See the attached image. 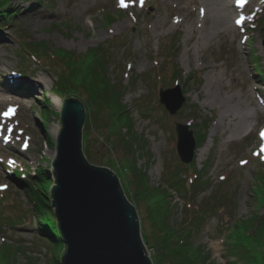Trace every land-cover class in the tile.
I'll return each mask as SVG.
<instances>
[{
  "label": "rangeland",
  "instance_id": "1",
  "mask_svg": "<svg viewBox=\"0 0 264 264\" xmlns=\"http://www.w3.org/2000/svg\"><path fill=\"white\" fill-rule=\"evenodd\" d=\"M198 3H0V36L7 38L0 45V99L10 96L7 104L0 103V219L8 216L19 224L0 222V264H60L65 251L62 240L50 243L38 232L25 190L12 177L15 170L30 176L38 168L52 169L56 158L67 97L54 93L55 81L61 79L60 62L44 56L57 51L80 58V64H97L103 79L122 95L118 103L114 97L111 103L99 105L84 90L71 94L86 110L84 155L91 165L117 175L137 212L143 242L154 246L166 230H159L152 220L159 222L156 209L160 205L163 214H169L164 224L177 231L179 238L195 226L189 243L205 264L234 262L236 256L229 253L234 238L227 237L231 227L256 217L255 213L256 218H264V198L258 200L255 192L257 179L264 173V0H251L246 12H232L234 18L247 19L242 25L235 20L232 31L208 37L196 33L200 23L194 22L196 31H192ZM236 4L242 3L237 0ZM178 19L184 22L172 27ZM21 43L40 50L41 60L24 53ZM174 45L177 50L170 56L168 49ZM11 73L20 78L15 84ZM36 80L40 83L33 90L30 81ZM208 84L212 100L207 99ZM174 87H180L185 102L170 115L159 102L158 92ZM226 109L231 116L224 114ZM177 123L188 126L196 140L208 126L200 141V147L207 144L208 150L203 157L195 155L189 165L182 164L176 152ZM135 168L156 191L137 194V183L143 179ZM158 190L161 195H152ZM147 250L150 259L160 255ZM12 251L9 259L7 253Z\"/></svg>",
  "mask_w": 264,
  "mask_h": 264
},
{
  "label": "water",
  "instance_id": "2",
  "mask_svg": "<svg viewBox=\"0 0 264 264\" xmlns=\"http://www.w3.org/2000/svg\"><path fill=\"white\" fill-rule=\"evenodd\" d=\"M159 102L170 115L184 104L180 87L159 90ZM86 110L79 99L64 102L57 155L52 169L51 207L65 251L60 264H153L143 242L137 212L125 196L117 175L91 165L83 152ZM176 150L190 164L196 139L177 123Z\"/></svg>",
  "mask_w": 264,
  "mask_h": 264
},
{
  "label": "trees",
  "instance_id": "3",
  "mask_svg": "<svg viewBox=\"0 0 264 264\" xmlns=\"http://www.w3.org/2000/svg\"><path fill=\"white\" fill-rule=\"evenodd\" d=\"M3 1L4 0H0V3H3ZM21 47V50L24 53H27L30 58L41 60L42 54L40 50L34 48V45L32 48H29L27 43H21ZM35 50L39 52H36ZM168 50L169 55L171 56L172 53L174 56L177 49L174 45ZM57 52L58 53L52 52V55H48V53H46L44 56L47 59H56L60 62L58 76H60L61 79H56L54 93L59 95L62 92L65 94L64 97L68 98L71 97V94H77L78 90L81 89L84 90L85 93L87 92L90 101H93L95 104L102 105L105 102L107 105L113 100H115V103L120 102L122 95H120L119 89L110 85L105 79H103V77L99 74L100 70L97 64L93 65L87 61H84L83 64H80L77 63L78 60H81L80 58L71 55L69 56V53L62 51ZM75 57L76 59L74 60ZM71 60L74 61L71 62ZM262 79L264 80V78ZM115 89L118 90L115 91ZM115 93L116 96H112ZM119 106H116V109H118ZM48 117L49 115L46 113L44 118L48 119ZM207 127L208 126L204 127V129H202L201 133L198 135L200 138L197 139V147H200L202 144L200 142L201 139L204 141L206 131L208 129ZM48 144L50 145V143ZM129 146L130 145H128V147ZM134 165H132V170ZM135 172L138 177L143 179V181L137 183V188H139L137 193L138 195L143 193L148 195V191H156L151 190L148 187L145 176L142 175L139 170L135 168ZM12 175L21 188L25 190L29 203L28 210L37 219L38 232L42 234L50 243H56L58 239L61 240L58 226L54 218V213L51 208V189L54 185V182L49 178L47 170L38 168L36 173L30 176L29 174L27 176V174L23 172L14 171ZM27 177H29V180H25ZM139 184L141 185V188L139 187ZM176 185L178 186L179 183ZM176 185L172 186L176 187ZM192 187H194V185L189 186L190 189ZM255 192L258 200L264 198V173H262L257 179ZM153 194L161 195L162 193L160 190H158L157 192L152 193V195ZM48 209H50V212H48ZM163 210L164 208H161L160 205H157L156 211L159 215V222L155 217H153L152 220L155 223H158L159 230H163L164 228L166 229H164V234L159 237L158 241L154 243V246H150L149 243L147 244V241H144L147 248L153 249L155 253L160 252L159 257H156V255L151 257L153 264H197V260L199 261L200 259L201 262L198 264H205L206 261L203 256H199V258L193 254L195 250L192 251L191 249L196 247H193L189 243V238L192 234V231H194V224L192 229L190 228L189 231L184 232V235L179 238L178 236L180 234L177 231L167 229L168 226L164 224L166 221H168V217H166L168 212H165L164 215ZM254 215L257 217L256 213ZM256 217H250L244 223L242 222V224H235L231 227V231L228 233L227 237L232 236L231 238L234 239L231 241L232 239L229 238L232 243L229 253L230 255L236 256L234 262L231 264H264V232L260 231L261 229L264 230V218ZM0 222H3L7 225H19L8 216H2ZM187 225H190V223L188 222ZM184 226L182 228H184ZM196 227L198 230V226ZM8 251L11 250L8 249ZM10 253L14 255L13 251L8 252L7 254L9 255V259H11Z\"/></svg>",
  "mask_w": 264,
  "mask_h": 264
},
{
  "label": "bare ground",
  "instance_id": "4",
  "mask_svg": "<svg viewBox=\"0 0 264 264\" xmlns=\"http://www.w3.org/2000/svg\"><path fill=\"white\" fill-rule=\"evenodd\" d=\"M237 0H199V3L195 6V10L197 11V17L196 20L193 21L191 27H192V31H196L195 28L193 29V24L194 22L199 25V23L201 24V27L197 26V28H201L200 30H197L196 33L201 36V37H208L210 34H221V33H225L228 32L229 30H233L235 29V25L234 23L231 25L232 22H234L236 20L237 22V18H241L243 16L239 15L237 17L234 18V16L232 15V12H246L248 10V8H250L251 6V0H246L244 1L241 5L240 4H236ZM245 20H247L245 17H243L242 21L240 24L238 25H242ZM184 22L183 19H178L175 20L172 27L177 28L179 25H181ZM7 40V38L5 36H0V45L3 46L5 44H3V41ZM11 77V83L15 84L17 81V79H20L19 76H17V74H12L10 75ZM30 83L33 86V90H35L37 87V84H39L40 82L38 80H36L35 82L32 83V81H30ZM31 86V85H30ZM5 91H7L5 89ZM213 95L210 93V84H208V97L207 99L212 100L211 98ZM8 98H10V96H7ZM8 98H2L0 99V103H4L7 104V100H9ZM221 98H219L220 100ZM219 100H217L219 102ZM224 114H226L227 116H231V110L230 109H226L224 111ZM208 150V145L204 144L203 146H201L198 150H197V156L203 157L205 156L206 152Z\"/></svg>",
  "mask_w": 264,
  "mask_h": 264
},
{
  "label": "snow or ice",
  "instance_id": "5",
  "mask_svg": "<svg viewBox=\"0 0 264 264\" xmlns=\"http://www.w3.org/2000/svg\"><path fill=\"white\" fill-rule=\"evenodd\" d=\"M240 3H243V0H239ZM121 3L123 5L124 0H121ZM126 6V5H125ZM237 23H240V21H237ZM8 113H5L7 115ZM261 137L264 138V132H261ZM261 151H264V148L261 149Z\"/></svg>",
  "mask_w": 264,
  "mask_h": 264
}]
</instances>
